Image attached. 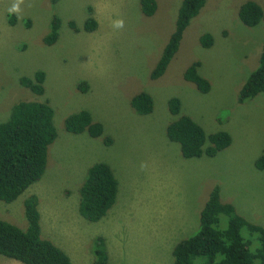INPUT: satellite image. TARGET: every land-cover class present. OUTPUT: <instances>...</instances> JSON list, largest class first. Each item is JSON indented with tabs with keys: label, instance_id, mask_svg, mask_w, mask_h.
<instances>
[{
	"label": "rangeland",
	"instance_id": "rangeland-1",
	"mask_svg": "<svg viewBox=\"0 0 264 264\" xmlns=\"http://www.w3.org/2000/svg\"><path fill=\"white\" fill-rule=\"evenodd\" d=\"M156 1V13L146 16L141 0H59L54 5L0 0V123L18 102H49L58 133L44 176L14 202L0 201V218L27 228L24 201L36 195L42 238L65 251L73 264H94L98 237L105 239L109 264H173L174 247L198 231L203 206L217 185L223 202L264 226V171L255 167L264 151V94L238 102L264 44V22L245 25L239 8L247 1L264 8V0H208L185 30L164 75L153 80L183 0ZM54 16L60 18V36L50 46L45 38ZM89 17L98 24L93 32L83 29ZM205 33L214 37L210 48L200 42ZM196 61L211 83L208 93L184 78ZM38 70L47 75L44 95L20 83ZM83 81L85 91L79 88ZM141 92L154 98L146 115L132 106ZM174 97L181 100L180 115L170 111ZM83 110L103 125L102 136L66 130L67 117ZM181 115L192 117L207 134L229 132L231 146L215 157L186 159L180 144L167 136L168 126ZM97 163L112 168L119 192L107 215L92 222L81 215L79 191ZM0 264L23 263L0 255Z\"/></svg>",
	"mask_w": 264,
	"mask_h": 264
},
{
	"label": "trees",
	"instance_id": "trees-1",
	"mask_svg": "<svg viewBox=\"0 0 264 264\" xmlns=\"http://www.w3.org/2000/svg\"><path fill=\"white\" fill-rule=\"evenodd\" d=\"M59 0H50L54 5ZM208 0H183L178 10L175 30L165 46L161 57L151 73L157 80L164 75L179 50L185 30L199 15ZM141 10L146 16H153L157 10L156 0H141ZM240 20L254 27L264 22V8L254 1H247L239 8ZM16 18L10 14V22ZM60 18L54 16L45 42L52 46L60 36ZM70 27L80 29L75 22ZM97 21L89 17L83 29L93 32ZM204 48L214 45L210 33L201 36ZM199 61L190 65L184 78L196 84L202 93L211 90V83L200 72ZM46 72L38 70L33 77L22 76L20 83L37 95H44ZM88 84L80 82L79 88L87 90ZM264 94V44L258 67L250 74L241 88L238 102L243 104ZM132 106L140 115L153 111L154 98L148 92H141L132 99ZM174 115H180L181 100H169ZM54 109L49 102L21 101L12 108L10 118L0 123V201L12 203L30 186L41 180L48 163L49 147L58 133L54 124ZM65 128L72 133L89 132L92 137L104 134L103 125L94 122L91 114L83 110L65 120ZM168 138L180 144L186 159L215 157L231 146L232 136L227 131L207 134L206 130L188 115H181L167 128ZM109 140V139H108ZM107 143L110 142L106 141ZM255 167L264 171V151L255 161ZM119 192V181L107 163H97L87 171L80 188V212L89 221L102 220L115 205ZM36 195L24 201L27 228L21 229L0 218V255L23 264H73L69 255L53 242L41 236V213ZM94 264H109V255L103 237L95 240ZM173 264H264V226L242 216L232 203H225L220 187L215 186L200 214L198 231L178 242L173 249Z\"/></svg>",
	"mask_w": 264,
	"mask_h": 264
}]
</instances>
